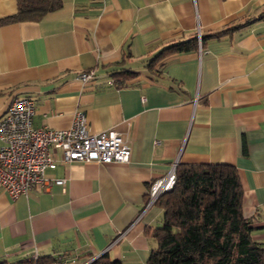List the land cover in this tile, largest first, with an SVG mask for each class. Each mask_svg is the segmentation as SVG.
<instances>
[{
    "label": "crops",
    "instance_id": "obj_1",
    "mask_svg": "<svg viewBox=\"0 0 264 264\" xmlns=\"http://www.w3.org/2000/svg\"><path fill=\"white\" fill-rule=\"evenodd\" d=\"M18 0H0V18ZM38 21L0 24V115L13 96L34 101V126L65 129L76 111L91 132L114 129L127 163L72 161L45 170L63 184L11 198L0 186V264H88L100 255L145 264L151 181L172 163H226L239 174L244 216L264 241V0H60ZM197 33L195 49L150 65ZM92 70L82 82L78 73ZM131 71L130 80L113 81ZM155 141H159L158 144ZM34 260V259H33Z\"/></svg>",
    "mask_w": 264,
    "mask_h": 264
},
{
    "label": "trees",
    "instance_id": "obj_2",
    "mask_svg": "<svg viewBox=\"0 0 264 264\" xmlns=\"http://www.w3.org/2000/svg\"><path fill=\"white\" fill-rule=\"evenodd\" d=\"M61 4L60 0H18L17 11L0 18V24L14 21H38ZM264 18V12L247 17L221 31L201 35L219 37L236 26ZM197 33L163 46L150 65L178 52L192 50L198 44ZM113 72V81L130 80L134 72ZM124 82V81H123ZM242 185L237 169L226 163L176 165L173 187L154 202L162 209L161 224L149 227L156 245L145 264H264V241L252 236V220L243 214ZM34 259V260H33ZM39 264L38 256L31 259ZM88 264H120L103 254Z\"/></svg>",
    "mask_w": 264,
    "mask_h": 264
},
{
    "label": "built area",
    "instance_id": "obj_3",
    "mask_svg": "<svg viewBox=\"0 0 264 264\" xmlns=\"http://www.w3.org/2000/svg\"><path fill=\"white\" fill-rule=\"evenodd\" d=\"M92 74V70H85L77 78L84 82ZM33 115L34 101L19 96H13L0 115V186L11 198L27 195L38 185L63 184L61 178L51 180L44 175L46 169L55 168L59 162L127 163L130 160L127 139L112 128L91 132L81 111H76L72 125L65 129L34 126ZM176 165L172 163L165 175L151 181L146 206L173 187Z\"/></svg>",
    "mask_w": 264,
    "mask_h": 264
}]
</instances>
